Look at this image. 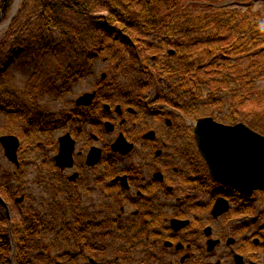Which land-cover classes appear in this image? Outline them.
I'll use <instances>...</instances> for the list:
<instances>
[{
	"label": "flooded vegetation",
	"instance_id": "obj_1",
	"mask_svg": "<svg viewBox=\"0 0 264 264\" xmlns=\"http://www.w3.org/2000/svg\"><path fill=\"white\" fill-rule=\"evenodd\" d=\"M114 71L37 130L47 141L38 151L48 199L40 218H63L53 231L68 233L77 264H93L89 253L101 264H264V192L245 195L216 182L198 150L196 122L212 116L192 107L200 102L159 100L166 79L150 70L140 69L143 84ZM61 149L70 163H57ZM114 231L121 253L110 261Z\"/></svg>",
	"mask_w": 264,
	"mask_h": 264
},
{
	"label": "trees",
	"instance_id": "obj_2",
	"mask_svg": "<svg viewBox=\"0 0 264 264\" xmlns=\"http://www.w3.org/2000/svg\"><path fill=\"white\" fill-rule=\"evenodd\" d=\"M224 1L20 0L0 37V135L3 128L16 130L24 140L20 149L29 147L24 142L53 116L36 100L60 88L57 81L66 88L99 58L121 68L151 56L158 60L155 74L179 77L185 86L178 88L188 101L201 102L192 107L203 115L241 121L264 135V0L218 5ZM13 2L0 0V23ZM16 63L30 69L21 87L11 71ZM20 176L0 156V196L7 204L20 189L11 180ZM18 208L21 216L9 219L0 204V264H55L45 256L51 246L43 249L42 235L55 227L52 220Z\"/></svg>",
	"mask_w": 264,
	"mask_h": 264
},
{
	"label": "rangeland",
	"instance_id": "obj_3",
	"mask_svg": "<svg viewBox=\"0 0 264 264\" xmlns=\"http://www.w3.org/2000/svg\"><path fill=\"white\" fill-rule=\"evenodd\" d=\"M255 1H259V0H253L252 2H255ZM241 3H242V0L238 2L236 6H240ZM8 19L4 21L3 23H0V28H1L0 37L3 35L5 29H7V27L9 26L10 22L7 25H4L8 21ZM111 62H114V61L110 60V58H107V59L100 58V59L95 60L91 68L92 74L89 77H86L78 82H74L70 86H66L67 88L61 87L59 85V82L57 81L56 85L60 88L58 89L56 88L57 91L55 90L54 92L49 93V94H45V93L41 94V96L38 97V99L36 100L37 106H39L42 109L44 108L46 111L50 113L51 112L53 113V111L54 112L58 111L64 107L67 109L69 107V104L71 103V100H73L76 96H78L79 93H81L82 91L90 89L89 87H91V85H94L96 82L99 81V77H100V74H102V72H107V73L115 72L114 68L117 67L118 62H116L117 63L116 65L115 64L113 65V63ZM128 63H125L124 67L120 68V72L116 74L117 79L122 80V79H126V77L127 78L134 77L138 80L139 84H143L144 81L145 83L147 81L145 80L146 76H144V74L140 72L141 68L142 70L144 69L148 71L150 70L151 73L153 74L156 73L155 71H157V73L159 72V70H157V67H154L156 63L151 61L150 58H145L144 60V57H141V61L139 60L138 62H133L132 65H128ZM142 63L144 64L146 63L149 67L148 68L142 67L141 66ZM29 70L27 69V67H20V63H16L12 66L11 71L13 72L15 76L14 79L16 80L15 83L17 84V86L21 87L23 85V82L27 79L29 75ZM156 76L158 80L159 74ZM165 79L166 80H164L162 87H158L156 89L157 90L156 95L159 100L174 99L178 101H188L186 93L183 91V89H179L181 86L180 85L181 83H183V85L185 86V83L182 80H180L179 77L172 76L170 78L165 77ZM60 89L62 90L58 92V90ZM3 126L4 124L1 125V127ZM1 133H2L1 135L14 134L19 138L20 141L21 139L22 141H24L23 138L20 139V136H18V134L16 133V130H14L13 133H8L7 130L3 128ZM39 141H43V143L47 142L46 138H42V137L38 138L37 134L35 137H32L28 141L26 140V142H24L25 146L26 144H28L27 146L29 147L26 146L27 148H25V151H23L22 153L20 152L17 153L18 154L17 158L19 162V166L17 167V169L13 166V164L9 163L5 159V157H3L2 148L0 147V156H2V159L3 161H5L6 166L9 169V171L13 172L14 175H21L19 182L14 179L11 180V183L13 184V186H16L17 188H20V189H19L18 195H16L12 199V202L10 201L11 203H9V206L7 205L6 210L8 211V214H7L8 218H11V216H14V215L17 217H20L21 216L20 209L18 208L20 206H22V209L24 211H31L32 209H35L37 213L39 214V216H40L41 209L43 208V207H40V205L43 204L45 206V208H43L44 210H46L47 208L46 206H48L46 205L48 203V199H42V196H45V195H42V192H41V189H46V188L42 187V183L37 178V174H38L37 167L41 163V158L38 152L41 150ZM20 161L22 162L21 165H20ZM19 195H21L22 198L24 199L22 200L21 203H16L14 200ZM0 198L2 197L0 196ZM50 206L51 208L53 207V205H50ZM113 212L114 214H111L109 210L108 212L109 218L112 216H115V211ZM46 219L52 220V224L56 228H60L63 218L60 217L57 219H51V218H46ZM107 227L114 228L112 223H109ZM56 233H58V231L57 232L50 231L48 233L42 234L44 237L43 241H45V244H43V249H45L46 246H51L50 248L51 255L45 254V256H49L51 260L53 261V263L55 264L57 263L58 264H77V261H75L77 258L76 257L74 258V256L78 255V253L76 252L78 251L77 249L78 247L75 246L72 240L70 241V239L68 240L66 238H63L68 233H64V234L61 233L57 235L61 237L55 236ZM110 235L111 236H108V239L109 241L111 240V243L109 244L111 246L109 247L108 245L105 255H106V258H108L110 261H116L115 256L121 253V250L119 251L118 249L120 247L116 246V244L118 245L117 242L119 241L118 239L119 234L116 233V231H114ZM117 249H118V252H117ZM79 254H81V252ZM89 254L92 255L95 259L93 261V264L103 263L101 255H97L93 253H89ZM78 259L81 260V259H84V257L82 258V256H80ZM126 262H128L127 264H135L130 261H125V264Z\"/></svg>",
	"mask_w": 264,
	"mask_h": 264
},
{
	"label": "water",
	"instance_id": "obj_4",
	"mask_svg": "<svg viewBox=\"0 0 264 264\" xmlns=\"http://www.w3.org/2000/svg\"><path fill=\"white\" fill-rule=\"evenodd\" d=\"M20 0H15L7 25L15 16ZM227 0L219 5L232 3ZM3 27V26H2ZM173 53L172 50L169 51ZM81 97L77 103H81ZM198 150L208 165L212 178L230 186L242 194L264 191V135L254 131L242 122L225 125L210 117L198 119L194 129ZM19 140L15 135L0 136V146L8 161L18 166L17 149ZM69 150L56 157L60 165L70 163ZM22 196L17 202L22 201ZM0 202L1 199H0Z\"/></svg>",
	"mask_w": 264,
	"mask_h": 264
},
{
	"label": "bare ground",
	"instance_id": "obj_5",
	"mask_svg": "<svg viewBox=\"0 0 264 264\" xmlns=\"http://www.w3.org/2000/svg\"><path fill=\"white\" fill-rule=\"evenodd\" d=\"M0 30H1V28H0Z\"/></svg>",
	"mask_w": 264,
	"mask_h": 264
}]
</instances>
